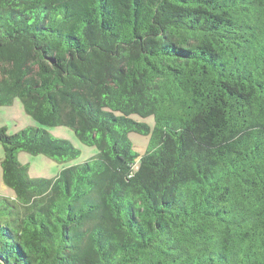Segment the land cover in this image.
<instances>
[{
    "label": "trees",
    "instance_id": "obj_1",
    "mask_svg": "<svg viewBox=\"0 0 264 264\" xmlns=\"http://www.w3.org/2000/svg\"><path fill=\"white\" fill-rule=\"evenodd\" d=\"M15 99L98 153L0 129V264H264V0H0Z\"/></svg>",
    "mask_w": 264,
    "mask_h": 264
},
{
    "label": "rangeland",
    "instance_id": "obj_2",
    "mask_svg": "<svg viewBox=\"0 0 264 264\" xmlns=\"http://www.w3.org/2000/svg\"><path fill=\"white\" fill-rule=\"evenodd\" d=\"M132 120L147 123L151 128L154 127L153 117L141 119L138 116H132ZM6 130L8 136L14 135L27 128H43L55 139H62L69 142L74 149L79 151L78 158L66 162L58 163L43 155H30L25 152H18L16 160L18 164L26 167V177L33 179H53L61 170L71 166L79 165L93 158L98 153L96 147L85 146L76 137L74 132L67 127H41L30 116H28L19 99H15L11 106L0 107V129ZM150 136H141L136 133L129 134V140L133 144L138 154H143L148 146ZM3 158V149L0 145V195L3 197H12L13 190L7 187L2 180L1 160Z\"/></svg>",
    "mask_w": 264,
    "mask_h": 264
}]
</instances>
